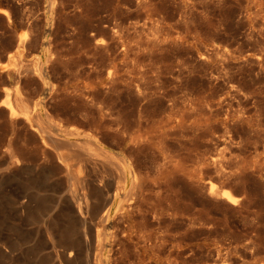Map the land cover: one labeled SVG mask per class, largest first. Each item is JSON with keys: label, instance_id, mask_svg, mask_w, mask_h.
Listing matches in <instances>:
<instances>
[{"label": "rangeland", "instance_id": "obj_1", "mask_svg": "<svg viewBox=\"0 0 264 264\" xmlns=\"http://www.w3.org/2000/svg\"><path fill=\"white\" fill-rule=\"evenodd\" d=\"M49 2L0 0V101L6 92L13 97L18 79L12 70L42 58L54 88H43L28 71L19 78L25 95L80 110L81 99L54 89L77 65L108 62L107 52L95 50L86 36L112 43L124 76L150 82L152 97L161 85L163 109L185 118L181 126H166L162 155L151 145L140 152L153 177L158 164L165 165L158 206L166 236L157 251L163 264H264V0H65L53 28L44 18ZM28 22L34 40L22 58L29 63H19L15 43ZM130 91L137 95L134 86ZM104 145L126 154L123 144ZM33 176L18 174L7 188L23 190ZM128 245L116 264H141L135 245ZM146 264L161 263L146 258Z\"/></svg>", "mask_w": 264, "mask_h": 264}, {"label": "bare ground", "instance_id": "obj_2", "mask_svg": "<svg viewBox=\"0 0 264 264\" xmlns=\"http://www.w3.org/2000/svg\"><path fill=\"white\" fill-rule=\"evenodd\" d=\"M64 4L50 0L44 13L49 28ZM24 26L15 43L19 63H29L22 56L34 40L33 26ZM86 37L95 50L107 52L108 62L79 64L72 77L54 89L81 99L80 110L60 109L25 95L19 78L28 71L39 76L43 88H54L47 85L42 58L24 70H12L18 79L13 97L6 92L0 101V264H116L131 243L141 264L146 258L164 262L157 251L166 236L158 206L165 165L159 163V175L153 177L140 152L151 145L162 155L166 126H181L185 118L163 109L161 85L156 84L152 97L147 93L150 82L124 76L115 64L112 43ZM262 58L259 53L264 71ZM132 86L136 96L131 95ZM104 142L123 144L126 154H113ZM261 164L264 148L259 152ZM30 171L34 176L23 182V190L7 188L16 175ZM189 178L194 181L193 171ZM214 188L210 184V190ZM221 194L235 201L229 190ZM28 226L34 227L30 231Z\"/></svg>", "mask_w": 264, "mask_h": 264}]
</instances>
